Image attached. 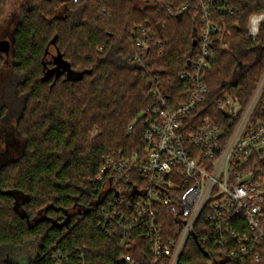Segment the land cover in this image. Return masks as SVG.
Returning a JSON list of instances; mask_svg holds the SVG:
<instances>
[{
    "label": "trees",
    "instance_id": "16d2710c",
    "mask_svg": "<svg viewBox=\"0 0 264 264\" xmlns=\"http://www.w3.org/2000/svg\"><path fill=\"white\" fill-rule=\"evenodd\" d=\"M185 1L27 0L21 5L9 55L10 68L22 76L17 89L25 101L17 120L18 140L0 169V264H23L4 251L34 241L38 252L28 264H55L58 251L72 264H125L123 252L151 260L139 228L133 237L142 238L140 243L120 245L116 226L103 217L107 199H98L102 182L96 176L106 156L143 151L144 119L153 101L147 91L154 76L170 80L174 95L181 86L179 74L191 69L194 41L202 30L198 9L168 10ZM226 4L236 12L221 13ZM5 6L6 0H0V24ZM212 8L215 20L227 29L214 44L206 101L228 92L246 104L264 75V0H214ZM141 26L155 35L145 62L131 56ZM157 39L164 43L154 48ZM52 48L58 56L48 61ZM57 61L62 68L54 72ZM7 63L0 53V70ZM2 134L0 122V152ZM204 234L197 225L181 264H224L212 232L206 244L201 243Z\"/></svg>",
    "mask_w": 264,
    "mask_h": 264
},
{
    "label": "built area",
    "instance_id": "2783aa9c",
    "mask_svg": "<svg viewBox=\"0 0 264 264\" xmlns=\"http://www.w3.org/2000/svg\"><path fill=\"white\" fill-rule=\"evenodd\" d=\"M213 4L186 0L168 8L170 14L192 5L198 9L202 30L191 69L179 74L181 86L174 95L170 80L154 76L147 91L153 101L144 119L143 151L106 156L96 176L102 182L98 199H107L103 217L116 226L120 245L141 242L133 237L135 228L149 244L150 261L123 252L120 260L125 264H181L197 225L206 230L202 244L210 241L208 230L212 232L224 264L233 259L246 264V258L264 261V75L246 104L228 92L206 101L205 77L216 60L214 44L227 29L215 20ZM236 10L227 4L219 8L231 15ZM154 37L147 27H138L131 56L145 62ZM163 43L155 40L154 48ZM53 260L72 264L60 251Z\"/></svg>",
    "mask_w": 264,
    "mask_h": 264
},
{
    "label": "rangeland",
    "instance_id": "374dc122",
    "mask_svg": "<svg viewBox=\"0 0 264 264\" xmlns=\"http://www.w3.org/2000/svg\"><path fill=\"white\" fill-rule=\"evenodd\" d=\"M27 0H6L4 18L0 24V40L13 39V30L20 17L21 5ZM8 59V63L3 65L0 70V119L2 121V150L0 152V169L9 160V150L12 149V142L18 140L17 120L24 107L25 97L17 89L22 80V76L16 74L10 68L12 57L3 53ZM54 48L51 49L47 56L50 61L57 57ZM62 68V67H61ZM20 140V138H19ZM37 241L29 242L23 247H12L5 249L4 254L11 260L28 264L35 258L38 252ZM0 248V252H1ZM28 261V262H27Z\"/></svg>",
    "mask_w": 264,
    "mask_h": 264
},
{
    "label": "water",
    "instance_id": "95a60500",
    "mask_svg": "<svg viewBox=\"0 0 264 264\" xmlns=\"http://www.w3.org/2000/svg\"><path fill=\"white\" fill-rule=\"evenodd\" d=\"M197 44V40L194 41V46ZM11 41L8 39L0 40V52L8 54L11 50ZM61 64L58 65L60 67Z\"/></svg>",
    "mask_w": 264,
    "mask_h": 264
},
{
    "label": "flooded vegetation",
    "instance_id": "af4514ba",
    "mask_svg": "<svg viewBox=\"0 0 264 264\" xmlns=\"http://www.w3.org/2000/svg\"><path fill=\"white\" fill-rule=\"evenodd\" d=\"M14 31V30H13ZM14 33V32H13ZM11 41V40H10ZM1 53V52H0ZM6 54V53H5ZM10 54V52L7 54V55H9ZM58 62V65L60 64V62L59 61H57ZM58 65L57 66H55V69H54V72H59V71H61V68L60 67H58ZM0 122H1V124H2V121H1V119H0Z\"/></svg>",
    "mask_w": 264,
    "mask_h": 264
}]
</instances>
